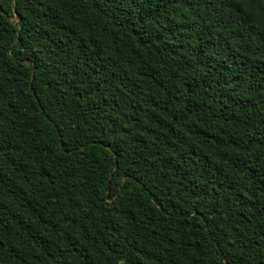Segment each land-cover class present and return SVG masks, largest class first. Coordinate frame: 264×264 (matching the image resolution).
<instances>
[{"label":"trees","instance_id":"trees-1","mask_svg":"<svg viewBox=\"0 0 264 264\" xmlns=\"http://www.w3.org/2000/svg\"><path fill=\"white\" fill-rule=\"evenodd\" d=\"M0 264H264V0H0Z\"/></svg>","mask_w":264,"mask_h":264},{"label":"water","instance_id":"water-1","mask_svg":"<svg viewBox=\"0 0 264 264\" xmlns=\"http://www.w3.org/2000/svg\"><path fill=\"white\" fill-rule=\"evenodd\" d=\"M12 12H13V17L10 18V19H11L12 21H17V20H18V14H17V12H16V10H15V6H14L13 3H12ZM8 51H9V50H8ZM60 148L63 150L61 143H60Z\"/></svg>","mask_w":264,"mask_h":264}]
</instances>
